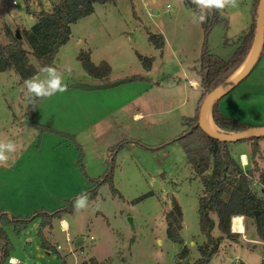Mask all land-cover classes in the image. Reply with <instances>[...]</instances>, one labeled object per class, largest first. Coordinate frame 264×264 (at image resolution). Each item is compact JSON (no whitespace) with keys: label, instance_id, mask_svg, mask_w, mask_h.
<instances>
[{"label":"rangeland","instance_id":"374dc122","mask_svg":"<svg viewBox=\"0 0 264 264\" xmlns=\"http://www.w3.org/2000/svg\"><path fill=\"white\" fill-rule=\"evenodd\" d=\"M187 1L118 0L107 5H97L95 14L75 25L74 40L64 46L59 53L63 55L62 65L55 66L62 72L66 66L72 68L70 76L65 74L66 85L69 84L72 87L70 83L72 80H79L88 75L75 55L90 52L91 55L103 56L108 62H112L118 78L151 77L156 82L166 77V80L175 81L177 85L174 88L164 90L156 88L151 93L156 98H162L163 94L172 96L173 111L165 116H155L151 124H147L149 119L143 121L142 137L139 141L131 143L125 139L119 143L122 145L121 148H117L119 146L117 145L111 149V156L107 157L103 176L105 177L110 169L111 160H114V172L118 173L114 186L124 200L114 197L109 184L106 183L98 187V196L95 200H89L87 209L64 215L77 228L79 236L88 239L83 247L81 244L76 246L75 239H71L75 246L74 254L69 252L71 244L67 242L66 234L61 231V228H57L55 234L50 232L48 227L43 226L46 221L43 214L23 219L28 223L26 226L28 227L39 218L37 223L29 226L27 232L22 235L14 231L15 228L23 229L21 225H14L15 228L6 225L5 216L0 214V231L2 229L6 233L10 252L14 249L11 256L20 258V264H63L61 259L48 257L47 252L43 258L37 256V242L42 245L46 241L49 242L47 248L51 252L61 253L65 259H68L66 264H93L92 261L95 259L99 264H174L181 247L170 242L166 232V213L173 198L177 200L184 214L186 229L183 232V238L186 243L190 244L193 240L202 238L199 202L203 185L188 164L186 154L178 142L181 137L190 132L192 127L196 126V121L190 122V126L187 121L196 119L202 99V90L200 88L199 91L192 90L183 78L184 73L196 78V69L200 66L199 60L204 42L202 24L192 22L194 12L187 5ZM17 2L19 5L15 7L11 6L8 0H0V8L2 11L26 9V1L17 0ZM32 2L33 0H29L28 4L31 10L38 9L40 12L44 9V5L39 0H35L39 4L38 8H35ZM255 2L256 0H239L238 8H226L221 11L220 17L225 23L218 25L209 39V48L213 54L224 61H229L239 47L242 37L251 31L253 26L256 33L257 9L260 1L258 4ZM150 34L162 35L165 38L166 45L162 51L156 50L150 43ZM136 55H147L148 58H151V55H164V57H158L157 62L152 65V72L148 73L147 71H151L152 67L146 71ZM130 85L124 83L122 86H117L121 94V102L127 101L130 96H136L143 90V85L133 88ZM8 95L6 99H12L11 104L23 128L19 132L16 131L12 140L17 143L18 149H21L22 142L25 140L28 143L31 142L36 134L37 142L40 143L41 131L31 125L28 109L32 104L25 100L17 87ZM54 99V96L50 98V100ZM75 101L92 102L89 96H81ZM226 107L229 108L231 116L238 118V120L235 119L236 121L248 128L264 127V56L249 77L221 100L219 109L224 111ZM222 110L220 111L223 112ZM79 115L81 112H78V119ZM27 125L30 128H27ZM117 127L115 134L123 131L122 126ZM146 127L152 131L149 135L144 132ZM83 128L79 126L75 129ZM81 136L84 139L87 134L84 133ZM0 140H2L1 137ZM263 141L264 139L259 140V142ZM72 142L78 150L79 157V149H81L83 166L86 162H89V166L92 165V160L98 167L104 163V157H98L95 152L90 156L89 151L85 156L82 148L78 147L74 141ZM133 143H136V147L130 148V144ZM248 144L249 142L230 144L233 156L237 157L240 149L246 150ZM64 153L62 152V155H65ZM252 153L253 145L251 157ZM257 158L259 157L251 158L253 168L259 163ZM35 162H38V159L35 158ZM262 164H264V158ZM92 187L93 184L89 185V190ZM256 188L260 191L258 185ZM58 189L56 188V191H61L63 194L64 189ZM147 195L150 196L135 203L136 200ZM88 196L90 199V195ZM73 200H58L54 208L63 210ZM54 223H56L55 220L52 221V225L56 228ZM243 233H245L244 236L232 233L236 235L235 241L232 242L245 243L246 238L252 240L256 237L253 220H245V226L242 223L241 234ZM213 235L217 238L221 233L216 230ZM24 239L27 240L24 242L26 250L20 245V240L24 241ZM205 243L206 238L203 243H200L201 245H198L202 246ZM4 245L5 240L0 237V264H9L2 259ZM221 245L226 247L225 251H229L224 242ZM59 246L62 247L60 251ZM222 247L220 246V249ZM255 255H251L250 259L255 261L258 254ZM198 256L200 257L199 253ZM180 261L177 259L175 264H193L195 258H191L190 254L188 259Z\"/></svg>","mask_w":264,"mask_h":264},{"label":"crops","instance_id":"0c3cea01","mask_svg":"<svg viewBox=\"0 0 264 264\" xmlns=\"http://www.w3.org/2000/svg\"><path fill=\"white\" fill-rule=\"evenodd\" d=\"M8 1L11 6H14L12 2L17 0ZM39 1L44 5V10L47 12L52 10V5L55 2V0ZM33 2L35 3V0ZM36 4L37 7L34 4L32 5L35 8H38V2H36ZM32 11L35 13L39 12L38 9H36V11ZM96 11L97 5L95 6V12L93 14H95ZM134 12L136 15L135 9ZM36 21L37 19L33 15L29 14L25 8L21 11H17L15 9L11 11H2L0 8V43L3 45L9 44V40L6 38L4 33L5 26H8L12 32L17 33L19 31L30 30L36 24ZM75 25L72 26V36L69 43L74 40L73 33ZM78 56L79 55H75L76 59H78ZM136 56L139 57V59L140 57L148 58L147 55ZM62 57L63 55H58L54 67L56 64L62 65ZM158 57L163 58L164 55H151V58L153 59L152 65L157 62ZM91 60L97 66L102 62H107L111 66V83L127 79L118 78V76L115 75V65L112 62H108L105 57L91 55ZM33 63L36 65L35 62ZM152 70L153 66L151 71H146L150 73ZM38 75H40V73ZM87 76L88 75L85 77ZM85 77L79 80L74 79L70 83L72 85L104 84L92 77ZM144 78L149 80V82L146 81L136 84L130 80L131 78L127 79L129 80L127 83L131 84L130 86H132V88L137 85H143V90L137 93L136 96H130L127 101L121 102V94L119 93V88L117 86L105 89L104 91H84L70 87L68 84L67 91L54 95V100H50V98H52L50 97L39 102L34 109L33 120L36 126L48 128L51 131L40 134V143L37 142L38 138L36 134L34 135L35 137L33 136L34 138L31 142L28 143L27 140L22 142L24 149L23 147L21 149H17L15 154L10 155L8 165L0 167V214L7 215L11 220L27 219L29 217H35L37 214L51 215L52 213L59 211L57 210L58 208H54V204L57 203L58 200L65 201L75 199L81 193H86L89 190V185H91L90 180H99L104 177L103 173H105L106 170L107 157L111 156L110 152L112 148L119 145V143L125 139L131 143L139 141L142 137L143 127L141 124L143 121L149 119L147 124H151L152 119H154L155 116H165L173 111L174 101L172 96L163 94L162 98H156L153 97L151 93H153L156 88H161L162 90L172 89L175 85H177L175 81L166 80V77L164 79L157 80L156 82H154L151 77ZM183 78L192 90H200L199 79L197 76L196 78H192L189 74L184 73ZM194 83L197 85L195 86ZM159 85L161 86L159 87ZM15 87H17L19 92L23 94V84H20V78L15 72L11 71L0 74V137L4 141L14 139L13 137L16 131L19 132L23 129L19 124V118L11 104L12 99H6V97L9 96L8 94H11V92L15 90ZM184 92L187 91L184 90ZM81 96H89L92 102H76L75 99H78ZM225 109L226 110L223 111L220 108L226 117L238 120L236 116H231V112H229L230 110L228 107ZM159 110H161V112H158ZM78 112H81L79 119ZM31 125L33 128H36L33 124ZM79 126L84 128L76 130L75 128ZM117 126H122L123 131L115 134L118 129ZM258 127L260 126H253L250 129ZM27 128H30V126L27 125ZM36 129L39 130L38 128ZM144 132L146 135L152 133L149 127H146ZM84 133H86L87 136L83 139L81 138V134ZM70 138H73L76 142L75 144L82 148L83 152H85V156H87L86 152L88 153V151L90 156H92V153L95 152L98 157H104V163L98 167V165L94 164V160H92V165L90 166L89 162H86L84 166L85 172H83L79 166L78 150ZM245 142H249L247 145L248 148L246 150L240 149L238 156L235 158L241 162V165L245 170H252L254 166L250 154L253 142ZM259 146L262 155L260 154L257 156L259 158L256 160L259 162V168L264 171V164H262V160L264 158V141L259 142ZM132 147L135 148L136 143L130 144V148ZM62 152H65V155H62ZM244 156H247L246 165L243 161ZM35 158L38 159V162H35ZM118 170L120 172V167ZM117 175L118 173H115L114 183L116 182ZM56 188H59L58 190L64 189L63 194L61 191L57 192ZM202 196H200V198ZM38 220L39 218L34 220L31 224H29V226L37 223ZM55 222L56 223H54V225L56 228L53 226V229L49 230L50 232L56 234L57 228H61V231L66 234V238L69 236L70 239L73 238L75 241L82 238L79 236L77 228L68 221L66 216H64L60 221L55 220ZM62 222L67 223V229L61 227L63 224ZM9 226L14 227V225ZM28 227L23 229H16L14 227V231L22 235L27 232ZM185 229L186 227L183 219V230L181 232L182 238ZM232 233L239 234L235 233L233 230ZM245 233L239 235L244 236ZM219 236L220 235L217 237ZM202 238L199 237L198 240H193L190 244H187L183 238L184 245L180 246V252L184 247H186L188 249L189 256L191 254V258H195V261L198 260L200 257L198 256L199 251L197 247L201 245L200 243L204 242L205 236L203 234ZM235 238L236 235L235 237H231L224 241L225 246L227 245L229 251H225L226 249L224 250V248L226 247H222L221 245L222 249H220L219 253L213 258L211 264H235L238 261L241 264H262L264 258V246L259 240L257 232L254 239L248 240L246 238L245 243L241 242L240 244H237L238 241L233 243ZM26 239H24V241L20 240V245L25 250L26 247L24 242L28 240ZM86 241L88 240L83 238V241L79 244L83 247V244ZM43 243L48 247V241ZM159 243H161V241H159ZM13 251L14 249L11 250L10 257H13L11 256ZM46 252L48 257L53 256V258L61 259L63 264H66V261L68 260L65 259L63 257L64 255L61 253L55 254L54 252L47 251L45 249L43 250L42 245L37 242V256L43 258ZM180 252L178 253L174 264L177 262V259L180 260L178 257ZM255 254H258L257 259L255 261L251 260V255ZM189 256L186 259H188ZM9 258L6 260L8 263ZM91 258L95 259L94 257ZM18 259L20 261V258ZM95 261L98 263L96 259Z\"/></svg>","mask_w":264,"mask_h":264},{"label":"trees","instance_id":"16d2710c","mask_svg":"<svg viewBox=\"0 0 264 264\" xmlns=\"http://www.w3.org/2000/svg\"><path fill=\"white\" fill-rule=\"evenodd\" d=\"M26 1V10L33 15L37 21L36 24L28 31H19L14 33L8 26L4 27V33L9 40V44L0 43V74L7 72H15L20 78V84L25 79L40 73V68L45 65H55L57 57L61 49L71 40L72 26L79 21L91 16L95 12L96 5H107L115 3L118 0H55L52 10L47 12L44 9L38 13L30 9L29 0ZM260 0H256L258 4ZM187 5L195 13L196 7L187 1ZM259 5V4H258ZM221 11H213L205 23L202 24L204 30V42L201 51L200 66L196 69L199 79V87L202 90L203 100L216 89L225 84L244 64L247 60L255 38V27L245 34L235 54L229 61H224L217 55L213 54L209 48V39L213 30L220 24L225 23L221 20ZM20 35V39H18ZM150 43L156 50L162 51L166 42L162 35L149 36ZM264 53L262 55V58ZM83 69L93 79L99 80L104 84H111L112 68L107 62L95 65L91 60L90 52H82L79 57ZM36 63L34 65L33 63ZM146 70H150L153 64L152 58L140 57ZM132 82H149V80L140 76H133ZM35 105H30L29 115L31 124L38 128L41 133L51 131L48 128L36 126L33 120ZM221 102V101H220ZM219 102V103H220ZM219 103L212 111L213 120L217 128L227 134H236L246 131V125L226 117L219 109ZM196 121V126L192 127L190 132L181 137L178 142L183 148L188 164L191 166L196 177L203 185V196L199 202V220L202 234L206 238V243L198 248L200 258L193 264H211L213 258L219 253L221 244L231 237L232 219L234 221V232L241 234L240 229L235 226L245 220H253L256 228L257 236L261 242H264V171L259 166L252 170H245L232 154L230 144L217 141L205 134L199 127V113L196 119L188 120L187 124ZM188 126V127H189ZM75 142L73 138H70ZM253 142L252 159L256 158L260 153L259 140H248ZM245 142V141H244ZM76 143V142H75ZM80 147L79 145H77ZM119 145L117 148H121ZM80 150L79 164L83 172H85L82 158L83 154ZM110 169L105 177L99 180H90L93 187L87 193L90 195L89 200L97 198L98 187L103 184H109L114 197L124 200L123 196L114 186V167L111 160ZM258 175V178L256 176ZM260 187V191L256 188ZM150 195L141 197L135 203H139ZM71 201L63 210L49 214H43L46 221L43 226L53 229V220H62L65 214H73L75 210ZM5 216L6 225H21L25 228L28 223L23 219L11 220ZM36 216H39L37 214ZM183 211L175 198L172 199L170 208L166 213L167 238L176 245H184L181 232L183 230ZM52 220V221H51ZM221 233L219 237L213 235L214 231ZM5 245L2 249V259L7 260L10 256L9 241L6 240V233L0 231ZM49 247V246H48ZM42 248L51 251L47 245L42 244ZM189 256L188 249L184 247L179 254V259L183 260ZM93 264H98L95 260ZM264 264V258L263 262Z\"/></svg>","mask_w":264,"mask_h":264},{"label":"clouds","instance_id":"9594fccd","mask_svg":"<svg viewBox=\"0 0 264 264\" xmlns=\"http://www.w3.org/2000/svg\"><path fill=\"white\" fill-rule=\"evenodd\" d=\"M195 5L196 12L193 14L192 22L194 24H203L208 16L213 12H219L226 8H238L239 0H191ZM42 75H35L23 82L22 93L26 101L35 105L37 100L50 98L57 93L67 91V85L64 83L65 74L71 75L72 68L66 66L64 71H59L52 65H45L40 68ZM18 146L14 140H0V167L7 166L10 155L17 152ZM75 211H82L89 206V196L87 193L78 195L72 203ZM63 223V222H62ZM9 264H20L17 257H10Z\"/></svg>","mask_w":264,"mask_h":264},{"label":"water","instance_id":"95a60500","mask_svg":"<svg viewBox=\"0 0 264 264\" xmlns=\"http://www.w3.org/2000/svg\"><path fill=\"white\" fill-rule=\"evenodd\" d=\"M18 35V39H20ZM264 53V0H260L258 9H257V24H256V33L254 38V44L252 50L244 62L242 67L221 87L216 89L214 92L209 94L203 101L200 111H199V121L198 127L209 137L228 144L240 143L248 140H260L264 139V127L248 129L246 131L236 133V134H227L218 131L212 130L207 125V117L209 112L214 109V107L228 94H230L235 88H237L243 81H245L249 75L256 68L257 64L262 58ZM129 80H122L114 82L111 84L103 85H84V84H74L72 85L75 89H80L84 91H95V90H105L110 89L116 86H120L124 83H127ZM213 119V115H212ZM214 121V120H213ZM83 241V238L78 239L75 245L78 246L79 243Z\"/></svg>","mask_w":264,"mask_h":264},{"label":"bare ground","instance_id":"6f19581e","mask_svg":"<svg viewBox=\"0 0 264 264\" xmlns=\"http://www.w3.org/2000/svg\"><path fill=\"white\" fill-rule=\"evenodd\" d=\"M194 85L196 86L197 84L194 83ZM207 125L209 126L210 129L215 130V131H218V128H217L215 122H214L213 119H212V114H211V112H209L208 117H207ZM246 157H247V156H244V157H243V161H244L245 165H246V163H247V158H246ZM233 222H234V221H233ZM241 225H242V224H241ZM241 225H239L238 222L235 223V226H236L238 229H240V231H241ZM61 227L64 228V229H67L68 225H67V223L64 222V223L61 225ZM233 228H234V225H233ZM67 231H68V230H67ZM233 231H234V229H233Z\"/></svg>","mask_w":264,"mask_h":264},{"label":"built area","instance_id":"2783aa9c","mask_svg":"<svg viewBox=\"0 0 264 264\" xmlns=\"http://www.w3.org/2000/svg\"><path fill=\"white\" fill-rule=\"evenodd\" d=\"M23 1H24V0H23ZM33 1H34V0H33ZM12 4H13L14 6H16V5H18V2H17V1H13ZM32 4L36 5V7H37L36 2H35V3L32 2ZM243 224H244V218H243ZM233 225H234V222H233V219H232V230H233ZM86 240H88V239H86ZM90 240H93V238H90ZM67 242H68L69 244H71V246L69 247V252H70L71 254H74V248H75V246H73V242H72V240L70 239L69 236L67 237ZM262 245L264 246V242H262ZM58 250H59V251L62 250V247L59 246V247H58ZM235 264H241V263L238 261V262H236Z\"/></svg>","mask_w":264,"mask_h":264}]
</instances>
